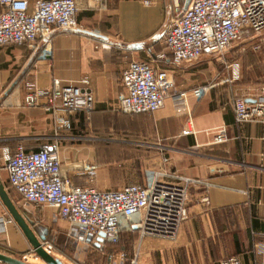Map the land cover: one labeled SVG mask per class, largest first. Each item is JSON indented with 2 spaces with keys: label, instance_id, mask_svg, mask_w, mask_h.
Masks as SVG:
<instances>
[{
  "label": "crops",
  "instance_id": "crops-1",
  "mask_svg": "<svg viewBox=\"0 0 264 264\" xmlns=\"http://www.w3.org/2000/svg\"><path fill=\"white\" fill-rule=\"evenodd\" d=\"M26 1L31 8L36 0ZM76 2L77 27L52 34L50 56L39 57L37 48L27 44L0 47V83L10 73L12 82L26 66L22 76L26 92L49 89L54 79L61 85H82L85 78L94 99V119L117 112L121 75L129 62L144 61L154 69L167 70L176 90L184 93L186 112L177 111L167 98L159 110L138 115L137 143L159 146L161 158L153 172L204 179L210 185L189 188L187 218L174 238L139 239L137 232L134 259L137 264H218L222 258L236 256L242 264H253V244L264 234V122L237 124L232 101L262 97L264 33L233 43L221 56L171 64L168 54H156L154 47L163 41L168 21L183 5L180 0H150L148 5L145 0ZM23 96L20 89L0 96V150L13 152L19 144L28 151L66 147L76 140L71 136L81 142L105 139L57 130L55 118L43 107H25ZM86 119L81 112L72 114L74 129ZM92 123L96 130L102 127L99 121ZM220 127L226 129V140L215 143L214 132ZM68 163L62 171L74 185L100 189L94 185L97 171L93 175L84 171L76 153ZM0 182L10 187L5 169H0ZM46 207L52 209L53 221H61L55 208ZM0 209L1 217L6 214L1 203ZM8 238L15 242L11 232Z\"/></svg>",
  "mask_w": 264,
  "mask_h": 264
},
{
  "label": "built area",
  "instance_id": "built-area-1",
  "mask_svg": "<svg viewBox=\"0 0 264 264\" xmlns=\"http://www.w3.org/2000/svg\"><path fill=\"white\" fill-rule=\"evenodd\" d=\"M180 1L181 10L168 21L163 38L168 50L166 60L171 64L221 56L233 43L264 33V0H188L186 7V0ZM144 3L148 5L150 0ZM77 10L76 0H36L31 8L26 0H0V47L41 46L38 56L48 57L52 34L77 27ZM81 83L83 86L61 85L54 79L49 89L28 90L22 103L25 107H43L55 118L57 130H70V115L88 113L94 108L93 95L85 86L87 80L84 78ZM194 94L198 95L199 89ZM167 98L177 111L186 112L184 93L176 90L167 70L154 69L144 61H131L122 71L118 111L152 113L162 108ZM232 111L237 124L264 122V87L260 99L250 102L242 97L233 99ZM225 140L226 129L216 128L213 141ZM62 166L57 145L27 151L19 144L13 152L8 148L0 150V169L6 170L9 186L20 201L55 208L57 217L67 225L68 238L84 248L102 247L122 231L138 232L139 239H172L187 218L189 188L210 185L204 179L154 171L145 185L97 189L74 185ZM82 169L90 175L95 170L86 164ZM205 200L203 196L202 201ZM13 222L7 213L1 216L0 232ZM98 237L101 244L96 242ZM44 249L50 253L47 247ZM253 252V264H264V234L254 242ZM115 257L121 264L125 254L118 252ZM135 261L132 262L136 264ZM218 264L242 263L238 257L231 256L220 259Z\"/></svg>",
  "mask_w": 264,
  "mask_h": 264
},
{
  "label": "rangeland",
  "instance_id": "rangeland-1",
  "mask_svg": "<svg viewBox=\"0 0 264 264\" xmlns=\"http://www.w3.org/2000/svg\"><path fill=\"white\" fill-rule=\"evenodd\" d=\"M230 49L231 47L226 52ZM154 50L156 54H168L163 41L158 42ZM12 74L10 73L0 83V96L10 85ZM22 79L11 92L20 89L22 93H26L25 87H22ZM116 111L94 119L92 118V111L88 113L81 112L83 113V118L88 117V119L84 120L82 125L77 124L75 129L69 118L71 122L70 130L61 129L66 131V134L71 132L79 136H102L105 139L81 142L78 141L81 139L80 137L71 136L70 139H76L74 142L67 144L66 147H64L65 144L57 147L61 160H64L62 161L63 164L68 166L70 156L76 153L79 158L78 165L81 168L85 164L94 166L97 171L94 185L100 189L113 190L132 183L145 185L153 172V167H156L155 164L161 158L158 145L137 143V116L150 113L125 114L118 110ZM92 121L102 123L100 130H96V127H93ZM149 121L148 117L147 122ZM86 122H89V124L87 125ZM109 138H114L116 141H111ZM5 190L19 211L33 222L35 233L44 234L43 247H47L50 254L60 259L64 264H114V261L115 264H119V261L114 256L118 252H124L125 254L121 264H135L132 261L134 260V253L137 251L136 232L117 233L114 241H108L102 251H94L89 247L83 248L81 244L77 245L68 238L67 225L63 221L52 220V213H49L52 209L46 206L23 204L19 195L11 188L7 187ZM0 212L3 213V210L0 209ZM10 232L15 237L14 243L8 238V233ZM96 242L101 244V237H98ZM0 252L23 259L29 264H44L40 259L36 258L32 247L14 222L8 224L6 229L0 232ZM135 262L137 264V260Z\"/></svg>",
  "mask_w": 264,
  "mask_h": 264
},
{
  "label": "water",
  "instance_id": "water-1",
  "mask_svg": "<svg viewBox=\"0 0 264 264\" xmlns=\"http://www.w3.org/2000/svg\"><path fill=\"white\" fill-rule=\"evenodd\" d=\"M188 4V0L185 1L184 7ZM133 47H139V44H133ZM41 50V46H39L35 52L37 55ZM27 70V66L19 73V75L10 83L8 88L3 92L1 98H5L13 88L18 84V82L22 79V76L25 74ZM0 98V99H1ZM248 101V100H246ZM0 203L4 207L6 213L13 219L16 226L19 228L27 242L32 247V251L34 252L36 258L40 259L44 264H64L60 259L52 256L49 252H47L43 245L42 241L45 240V236L43 233H35L33 229V222L28 220L17 208V206L11 200L8 192L5 190L3 184L0 182ZM0 263L2 264H29L25 260L12 257L10 255H6L0 252Z\"/></svg>",
  "mask_w": 264,
  "mask_h": 264
},
{
  "label": "trees",
  "instance_id": "trees-1",
  "mask_svg": "<svg viewBox=\"0 0 264 264\" xmlns=\"http://www.w3.org/2000/svg\"><path fill=\"white\" fill-rule=\"evenodd\" d=\"M71 116H69V118L71 119ZM27 150V149H26ZM28 151V150H27ZM132 184H137V183H132ZM129 185V184H128ZM10 188V187H9ZM12 189V188H11ZM105 247V244L102 246V247H92L91 250H94V251H102ZM64 254V253H63Z\"/></svg>",
  "mask_w": 264,
  "mask_h": 264
}]
</instances>
